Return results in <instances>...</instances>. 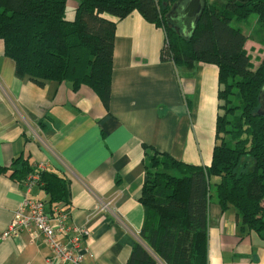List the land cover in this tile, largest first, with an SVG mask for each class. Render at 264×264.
Wrapping results in <instances>:
<instances>
[{
  "label": "crops",
  "instance_id": "crops-1",
  "mask_svg": "<svg viewBox=\"0 0 264 264\" xmlns=\"http://www.w3.org/2000/svg\"><path fill=\"white\" fill-rule=\"evenodd\" d=\"M78 1H68L72 17ZM115 33L109 108L88 87L19 78L0 40V168L23 156L70 182L69 225L86 231L83 264H127L145 220L149 154L209 166L217 139L218 67L165 60L164 28L137 12L118 21ZM10 175L0 173V264H48L41 234L4 237L25 194ZM32 195L48 200L40 188ZM213 198L208 264H264V241L243 236L236 211L223 212Z\"/></svg>",
  "mask_w": 264,
  "mask_h": 264
},
{
  "label": "trees",
  "instance_id": "trees-1",
  "mask_svg": "<svg viewBox=\"0 0 264 264\" xmlns=\"http://www.w3.org/2000/svg\"><path fill=\"white\" fill-rule=\"evenodd\" d=\"M68 1L0 0V40L19 78L38 84L69 82L75 91L85 86L109 108L117 22L134 12L164 28L169 37L165 60L177 67L209 64L219 70L212 162L202 166L158 151L148 155L140 198L145 220L127 264H208L214 196L223 212L236 211L243 236L264 241V116L258 114L264 58L255 67L245 48L248 40L264 46V0H205L191 37L182 36L169 21L179 0H79L72 19L66 16ZM253 15L258 18L256 35L247 37L232 26ZM36 168L22 156L0 173L11 171V178L24 183ZM213 177L220 178L214 189ZM40 179L48 210L62 204L70 214V182L49 171L40 172Z\"/></svg>",
  "mask_w": 264,
  "mask_h": 264
},
{
  "label": "built area",
  "instance_id": "built-area-1",
  "mask_svg": "<svg viewBox=\"0 0 264 264\" xmlns=\"http://www.w3.org/2000/svg\"><path fill=\"white\" fill-rule=\"evenodd\" d=\"M36 169V173H32L23 183L24 201L14 214L4 237H15L22 233L35 236L39 233L50 249L48 264H83L87 249L82 247L81 240L86 231L69 225L70 214L64 205H55L49 211L45 200L32 195L33 190L39 188L40 172L47 171L45 164H37Z\"/></svg>",
  "mask_w": 264,
  "mask_h": 264
},
{
  "label": "water",
  "instance_id": "water-1",
  "mask_svg": "<svg viewBox=\"0 0 264 264\" xmlns=\"http://www.w3.org/2000/svg\"><path fill=\"white\" fill-rule=\"evenodd\" d=\"M206 6L205 0H180L169 15L173 27L185 37H191ZM258 114L264 116V87L259 94Z\"/></svg>",
  "mask_w": 264,
  "mask_h": 264
},
{
  "label": "rangeland",
  "instance_id": "rangeland-1",
  "mask_svg": "<svg viewBox=\"0 0 264 264\" xmlns=\"http://www.w3.org/2000/svg\"><path fill=\"white\" fill-rule=\"evenodd\" d=\"M69 13L70 14L72 13V15H73L74 11L71 10L70 12H67V15H66L68 19H72L73 17L70 16ZM257 19H258L257 16L256 15H253L248 21H246V22H244L242 24H238L236 22H233L232 23V26H234V27H240V28H242V30L244 31V33L246 35L252 34V36H253L254 33L256 35V31H257V29L259 27L257 25ZM249 36H247V37H249ZM167 39H169L168 36H167ZM247 48H251L250 50H252V52L254 53V56L255 57L254 58L252 57V62H253V64H254L255 67H258V65H260V61L264 58V46H262L261 44H258L255 41H252L251 40V41H249V44H248V47ZM215 182L219 183L220 182V178L219 177H214L213 178V181L211 182V184H212L213 187H215V184H216ZM213 200H215V196H214ZM254 236H257V235H254Z\"/></svg>",
  "mask_w": 264,
  "mask_h": 264
}]
</instances>
